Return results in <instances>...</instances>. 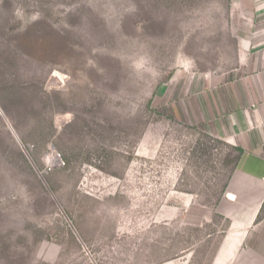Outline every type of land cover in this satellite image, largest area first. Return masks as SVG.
Returning <instances> with one entry per match:
<instances>
[{"label":"rangeland","instance_id":"rangeland-1","mask_svg":"<svg viewBox=\"0 0 264 264\" xmlns=\"http://www.w3.org/2000/svg\"><path fill=\"white\" fill-rule=\"evenodd\" d=\"M263 78L264 0H0V264H210Z\"/></svg>","mask_w":264,"mask_h":264},{"label":"crops","instance_id":"crops-1","mask_svg":"<svg viewBox=\"0 0 264 264\" xmlns=\"http://www.w3.org/2000/svg\"><path fill=\"white\" fill-rule=\"evenodd\" d=\"M246 85L229 92L216 132L242 153L226 183L219 210L228 226L210 264H264V78L254 92Z\"/></svg>","mask_w":264,"mask_h":264},{"label":"trees","instance_id":"trees-1","mask_svg":"<svg viewBox=\"0 0 264 264\" xmlns=\"http://www.w3.org/2000/svg\"><path fill=\"white\" fill-rule=\"evenodd\" d=\"M235 150L238 152V155H237V157H236V159H235V164H236V162H237V160H238V158H239V156L241 155V153H242V149L241 148H239V147H235ZM234 164V165H235Z\"/></svg>","mask_w":264,"mask_h":264},{"label":"built area","instance_id":"built-area-1","mask_svg":"<svg viewBox=\"0 0 264 264\" xmlns=\"http://www.w3.org/2000/svg\"><path fill=\"white\" fill-rule=\"evenodd\" d=\"M54 158V160L56 161V158L55 157H53ZM58 162L60 161V160H57ZM49 164V163H48ZM47 164V165H48ZM51 169V166H48V170H50Z\"/></svg>","mask_w":264,"mask_h":264}]
</instances>
